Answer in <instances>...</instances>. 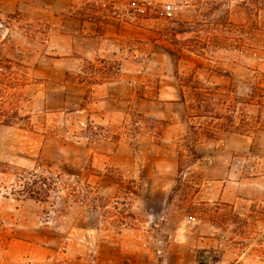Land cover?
Listing matches in <instances>:
<instances>
[{"label": "rangeland", "instance_id": "obj_1", "mask_svg": "<svg viewBox=\"0 0 264 264\" xmlns=\"http://www.w3.org/2000/svg\"><path fill=\"white\" fill-rule=\"evenodd\" d=\"M120 1L0 0V264H264V0Z\"/></svg>", "mask_w": 264, "mask_h": 264}, {"label": "trees", "instance_id": "obj_2", "mask_svg": "<svg viewBox=\"0 0 264 264\" xmlns=\"http://www.w3.org/2000/svg\"><path fill=\"white\" fill-rule=\"evenodd\" d=\"M39 168L27 169L24 168L22 172L18 174L19 189L15 191L22 197L30 198L34 200H47L50 197V193H55L58 197L62 191V185L60 180L62 176L52 172V176L40 174ZM73 196H75L73 194ZM55 197V196H54ZM76 197L78 199H76ZM80 199V195L76 194L75 201Z\"/></svg>", "mask_w": 264, "mask_h": 264}, {"label": "built area", "instance_id": "obj_3", "mask_svg": "<svg viewBox=\"0 0 264 264\" xmlns=\"http://www.w3.org/2000/svg\"><path fill=\"white\" fill-rule=\"evenodd\" d=\"M104 5L119 4L120 0H96ZM137 10L148 12L151 14H162L168 17H172L176 6L172 3H162L160 0H127Z\"/></svg>", "mask_w": 264, "mask_h": 264}]
</instances>
